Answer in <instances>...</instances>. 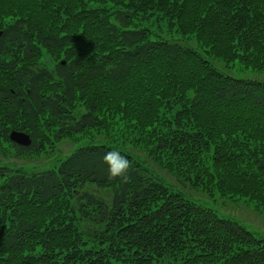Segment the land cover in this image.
<instances>
[{"label": "trees", "instance_id": "obj_1", "mask_svg": "<svg viewBox=\"0 0 264 264\" xmlns=\"http://www.w3.org/2000/svg\"><path fill=\"white\" fill-rule=\"evenodd\" d=\"M0 29V155L103 136L0 164V264H264V237L185 192L264 216V78L225 70L264 72V0H0Z\"/></svg>", "mask_w": 264, "mask_h": 264}, {"label": "rangeland", "instance_id": "obj_2", "mask_svg": "<svg viewBox=\"0 0 264 264\" xmlns=\"http://www.w3.org/2000/svg\"><path fill=\"white\" fill-rule=\"evenodd\" d=\"M229 74L234 76H240V77H249V78H255V79H262L264 78V72L258 73L257 71L253 70H243L239 67H231L228 69H225ZM95 137L94 140H98L103 138V136L100 135H94L91 139L87 138L84 140H81L80 142H72L71 140L65 139L62 142H59L56 149H54L53 152H44L40 154H32L30 156H19L16 155L15 152L11 148H8V155H0V164L7 165L12 168L20 167L26 172H32V171H41L44 169L52 168L53 166L58 164V156L60 158H63L65 154L71 153L73 150H75L77 147L81 146L83 143H86L90 140H92ZM86 138V137H85ZM126 150L132 151L136 157H146L147 160L151 161L152 166L159 171L161 175L166 177L170 182L177 183L176 178L170 174L169 172L161 169L158 167L149 157H147L143 150L134 149V147H131L130 145H127L125 147ZM58 153L57 155H55ZM141 159V158H140ZM167 181V180H166ZM168 182V181H167ZM176 188V187H175ZM186 193L189 194V196L195 198L198 202H201L202 204L206 206H210L213 209H215L220 215L224 217L233 218L237 221H239L241 224H243L247 229L254 232L256 236L258 237H264V216L255 209L254 205L252 203H248L243 201H224L222 199H218L217 197L213 198H203V194L198 195L196 191L194 190H185ZM199 193V192H198ZM187 194V195H188ZM86 228H88V225H85ZM163 262V261H162ZM160 262L155 264H173L168 262Z\"/></svg>", "mask_w": 264, "mask_h": 264}, {"label": "clouds", "instance_id": "obj_3", "mask_svg": "<svg viewBox=\"0 0 264 264\" xmlns=\"http://www.w3.org/2000/svg\"><path fill=\"white\" fill-rule=\"evenodd\" d=\"M104 161L111 177L123 175L130 167L128 158L116 149H111L106 152Z\"/></svg>", "mask_w": 264, "mask_h": 264}, {"label": "water", "instance_id": "obj_4", "mask_svg": "<svg viewBox=\"0 0 264 264\" xmlns=\"http://www.w3.org/2000/svg\"><path fill=\"white\" fill-rule=\"evenodd\" d=\"M0 35H1V31H0ZM10 138L18 143L21 144L23 146H28L31 144V138L28 134L23 133V132H18V131H12Z\"/></svg>", "mask_w": 264, "mask_h": 264}]
</instances>
